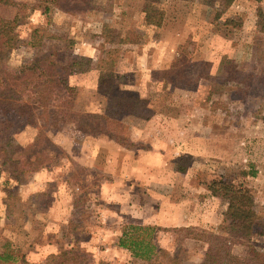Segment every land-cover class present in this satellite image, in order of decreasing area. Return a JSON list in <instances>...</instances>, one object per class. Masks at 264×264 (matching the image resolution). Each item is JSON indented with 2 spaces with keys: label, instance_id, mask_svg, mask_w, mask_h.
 <instances>
[{
  "label": "rangeland",
  "instance_id": "374dc122",
  "mask_svg": "<svg viewBox=\"0 0 264 264\" xmlns=\"http://www.w3.org/2000/svg\"><path fill=\"white\" fill-rule=\"evenodd\" d=\"M16 1L0 3V18L21 20L22 43L2 58L7 67L17 70L38 56L26 42L31 28L42 26L51 36L45 52L72 50L88 58L89 70L70 76V101L36 109L37 123L0 137V148L7 142L26 147L43 135L53 142L32 149L39 169L22 184L7 182L0 158V255L7 257L0 264H47L50 254L69 249L66 264H159L137 261L118 244L123 226L140 222L116 216L115 193L106 187L121 177L105 170L106 157L122 155L112 140L130 154L141 150L131 157L135 180L138 165L157 175L162 159L188 176L192 191L202 185L210 191L222 177L243 184L264 231V33L254 27L245 33L243 5H221L216 13L203 6L207 0H155L172 34H136L134 26L119 31L130 24L112 19L118 0ZM215 14L219 22L211 23ZM179 64L178 73H167ZM102 81L112 82L115 99L100 89ZM149 149L158 155H142ZM94 159L102 165L91 166ZM183 233L164 228L158 241L170 257L201 262L206 244L180 240ZM249 245L264 252V234L236 249Z\"/></svg>",
  "mask_w": 264,
  "mask_h": 264
},
{
  "label": "trees",
  "instance_id": "16d2710c",
  "mask_svg": "<svg viewBox=\"0 0 264 264\" xmlns=\"http://www.w3.org/2000/svg\"><path fill=\"white\" fill-rule=\"evenodd\" d=\"M16 0H0V3L19 5ZM67 1V0H66ZM223 1L231 4L234 0H207L208 5H215ZM66 9V8H65ZM66 11H68L66 9ZM264 27V14L261 16ZM148 21L154 22L151 13ZM20 15L13 20L0 18V137L15 133L23 124H34L38 121L36 109L53 105L54 103H67L73 87L69 83L70 76L89 70L88 58L84 55L75 54L65 45L67 53L45 52L44 46L51 39L48 29L42 26H33L27 45L39 49V54L31 62L24 63L19 69L12 70L3 62L7 52L22 43L17 27ZM21 41V42H20ZM20 42V43H19ZM228 63H236L228 59ZM171 68L167 73H178L179 67ZM169 77V75H168ZM233 77V74H230ZM176 82L174 78L167 79ZM177 83V82H176ZM114 85L103 84L100 89L113 93ZM114 99L116 98L113 97ZM135 98V97H133ZM138 99V98H136ZM141 101V100H136ZM62 104V105H63ZM61 105V104H60ZM47 142L53 145L51 139L43 135L42 140H36L32 145L23 146L18 143L7 142L0 148L2 169L7 172L9 179L18 184L25 183L28 175L39 169L38 160L32 161L35 154L32 149ZM28 149L29 152H26ZM21 152L18 155L17 152ZM37 152V151H36ZM25 153L22 160L21 154ZM38 159V160H37ZM41 160V159H40ZM26 164L32 166L27 168ZM213 195L219 196L226 201L219 231L205 229L199 226L173 228L174 231L184 232L180 240L201 241L206 244L204 257L201 262L193 264H264V252L254 245H249L245 252L237 251L236 247L241 243L250 242L256 234H264L257 228L258 214L252 206L253 196L250 189L243 184H236L232 180H215L209 185ZM12 191L9 190V194ZM163 227L152 224L128 223L123 226L119 237V246L127 251L131 257L144 263L158 262L159 264H190L187 255L168 256V252L160 245L158 238ZM71 250L61 253H52L48 256L47 264L58 262L66 264L65 257ZM166 257L168 259H166ZM0 258L6 259L4 255Z\"/></svg>",
  "mask_w": 264,
  "mask_h": 264
},
{
  "label": "crops",
  "instance_id": "0c3cea01",
  "mask_svg": "<svg viewBox=\"0 0 264 264\" xmlns=\"http://www.w3.org/2000/svg\"><path fill=\"white\" fill-rule=\"evenodd\" d=\"M154 1L118 0L112 12V16H114L112 19H115L120 25L130 24L129 27L121 26L118 30L128 31L130 27L134 26L136 29L134 33L136 34H172L170 29L166 28L167 18L164 17L163 8L160 10L154 7ZM206 2L204 5L202 3V5L212 8L216 13L218 6L221 5L229 8L228 10H238L243 5V9L248 11L246 12L247 15H244L247 27H249L245 33L253 34L254 29L252 30V27L256 28L257 32L261 31L262 34L264 33L261 18L262 14H264V0H243V2L234 0L231 4H224L221 1L213 6L208 5ZM150 13L154 22L157 21L156 23L148 21V14ZM219 19L218 15L215 14L209 21L211 23L219 22ZM111 145L122 153V155L115 154L106 157L108 167L105 170L113 175L121 176L112 184H106V187L107 185L108 188L112 187V191L115 193V203H118L116 216L122 219L127 216V221L135 219L143 224L158 225L164 228L199 226L217 229L220 226L223 220L224 202L220 197L210 194L207 187L202 185L200 189L192 191V187L188 183V176L180 173L177 166L176 168L173 167L171 171L172 167L170 164L163 162L162 159L159 160L161 164L157 175L152 174L148 167L143 169L142 166L138 165V170L142 173L136 176L135 180V176H132L137 171L134 164L136 162L131 157L134 156L135 158V154L139 156L141 150L136 148L134 154L132 152L130 154V152L126 151L128 149L122 150L124 147L115 140H112ZM146 152L147 154L142 155L148 158L158 155L156 150L149 149ZM119 158H121V162H119ZM112 161L117 162L114 169L111 167ZM89 164L94 167L102 165L100 159H94ZM124 166L125 170L123 169ZM127 176H130L131 179L127 178ZM124 179H128V181ZM140 182L142 183L141 186ZM139 188L142 192H139ZM192 242L195 241L192 240ZM201 254L203 256L204 251Z\"/></svg>",
  "mask_w": 264,
  "mask_h": 264
}]
</instances>
